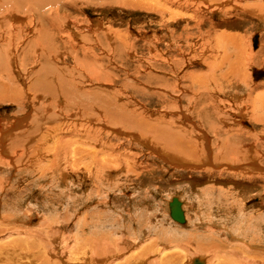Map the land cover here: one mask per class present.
Instances as JSON below:
<instances>
[{
  "label": "rangeland",
  "instance_id": "1",
  "mask_svg": "<svg viewBox=\"0 0 264 264\" xmlns=\"http://www.w3.org/2000/svg\"><path fill=\"white\" fill-rule=\"evenodd\" d=\"M5 1L0 0V17L4 16L0 19V66L4 64L18 80L16 90L22 89L23 98L0 96V250L18 245V253L33 264L73 263L70 259L84 239L101 227L88 228L87 223L96 226L110 220L112 223L103 226L105 233L116 232L109 238L110 247L121 240L129 252L148 249L145 253L150 256L142 259L145 264H159L162 255L173 253L182 264H190L194 258H203L208 264H237L240 260L234 252L238 248L241 252L264 251V125L241 117L235 110L237 105L252 109L246 101L251 103L253 97L256 108L264 113V21L255 8L264 1L197 0L180 7L171 1L164 6L158 4L160 0H146L149 9H135L120 0H63L59 11L50 13H56L51 17L56 20L54 27L41 24L48 20V9L30 12L27 7L32 3L22 7L12 4V8ZM43 35L55 38L49 41L50 37ZM228 35L238 37L237 41L246 45V55L252 56L250 62L244 60L246 76L237 80L222 67L228 80L221 82L223 88L212 90V86L209 92L200 85L208 71L206 59L217 57L219 53L213 51L221 49L225 54L221 53V60L233 58L230 51L233 54L234 49L214 48L218 39L224 42ZM255 36L260 39L257 48ZM7 47L13 52L12 61L6 57ZM43 49L51 50L49 60L41 57ZM36 81L39 88L38 83L31 88ZM202 90L207 100H200ZM210 95L218 99L209 100ZM210 101L214 102L211 111L221 109L220 114H226L224 126L227 121L229 132H223V140L232 128L247 124L245 131L254 138L243 133L232 141L255 148L259 163L254 174L227 168L211 157L217 153L219 141L202 126L196 113L200 104ZM123 112L132 118L134 112H140L143 115L139 113V118L151 123L164 116L162 122L188 130L187 138L208 152V157L202 155L203 166L196 169L197 165L179 167L167 162L165 156L177 160L181 156L163 149L153 132L141 128L146 134L141 130L140 135V128L120 126L116 115ZM173 197L183 203L184 225L170 217ZM224 222L227 229H222ZM214 239L221 246L210 247L208 240ZM202 244L209 247L200 253ZM85 249L90 251L89 246Z\"/></svg>",
  "mask_w": 264,
  "mask_h": 264
},
{
  "label": "bare ground",
  "instance_id": "2",
  "mask_svg": "<svg viewBox=\"0 0 264 264\" xmlns=\"http://www.w3.org/2000/svg\"><path fill=\"white\" fill-rule=\"evenodd\" d=\"M3 1H5V0H3ZM61 1H63V0H10V1H5V2H10L9 4H11V7L13 8V6H12V4H14L15 5V7L16 6H19V7H22V6H24L25 4L24 3H29V4H31V5H29V7H27V9L29 8V11L31 12V11H36V12H42L41 10L42 9H48L49 10V17H48V20H44L43 21V23H41L42 25L44 24V25H47L48 26V24L49 25H51V26H55V21L56 20H53L51 17L54 15V14H56V13H54V14H50V13H53L54 11H59L60 9H59V7H61ZM71 1V0H70ZM103 1V0H102ZM109 1V0H108ZM112 1V0H111ZM119 1V0H118ZM120 1H123L126 5H128V6H130V7H132V8H135V9H149V8H147V6L146 5H148V3L146 4L145 3V1L146 0H120ZM170 1L173 3V2H175V3H179V5H180V7L181 6H183L184 4L183 3H185V4H188V2L189 3H191V4H194L197 0H188V1H186V0H160L159 2H158V4L159 5H164V6H166V5H171V3H170ZM209 1H212V0H208V2ZM244 1V0H243ZM247 1V0H246ZM264 0H261V2H263ZM4 2V3H5ZM198 2V1H197ZM200 2V1H199ZM204 2V1H203ZM206 2V1H205ZM249 3H251L250 1H248ZM253 2V1H252ZM259 2V1H258ZM62 3H64V1L62 2ZM255 3V2H254ZM253 3V4H254ZM1 4H3V3H1ZM123 4V3H122ZM208 4V3H207ZM259 4V3H258ZM204 5V4H203ZM27 6H28V4H27ZM65 6V5H64ZM63 6V7H64ZM176 6V5H175ZM174 6V7H175ZM213 6V5H212ZM215 6V5H214ZM221 6V5H220ZM253 6V5H252ZM18 7V8H19ZM162 7V6H161ZM205 7V6H204ZM254 7V6H253ZM256 7H258L257 9H256V11L258 10V12H257V14L259 15L258 16V18L260 17L263 21H264V5L263 4H259V6H255V8ZM0 8H2V6L0 5ZM243 8V7H242ZM17 9V8H16ZM15 9V10H16ZM45 9V10H46ZM150 9H151V7H150ZM153 9V8H152ZM160 9V8H159ZM158 9V10H159ZM8 10V9H7ZM19 10H20V8H19ZM23 10V9H22ZM12 11V10H11ZM14 11V10H13ZM12 11V12H13ZM17 11H18V9H17ZM16 11V12H17ZM21 11V10H20ZM25 11V10H24ZM28 11V10H27ZM47 11V10H46ZM45 11V12H46ZM51 11V12H50ZM255 11V12H256ZM10 12V11H9ZM48 12V11H47ZM248 12V11H247ZM8 13V12H7ZM18 13V12H17ZM21 13V12H20ZM171 13V12H170ZM250 13H251V11H250ZM253 13H254V11H253ZM5 14V13H4ZM12 14V13H11ZM25 14H26V12H25ZM39 14H41V13H39ZM43 14V13H42ZM164 14V13H163ZM172 14V13H171ZM1 15V14H0ZM7 14H5V16H6ZM36 15V14H35ZM44 15V14H43ZM45 15H46V13H45ZM12 16H15V15H13L12 14ZM34 16V15H33ZM57 16V15H56ZM7 18H8V16H6ZM21 17V16H20ZM35 17V16H34ZM41 17V16H40ZM40 17H39V19H40ZM45 16H43V18H44ZM1 18H4V16L2 17H0V19ZM19 18V17H18ZM22 18V17H21ZM36 18V17H35ZM43 18H42V20H43ZM45 18H47V17H45ZM57 18H58V20H59V16H57ZM15 19V18H14ZM50 19H52V20H50ZM5 20V19H4ZM18 20V19H17ZM33 20V19H32ZM42 20H40V21H42ZM164 20V19H163ZM7 21V20H6ZM9 21V20H8ZM3 22H5V21H2L1 23L3 24ZM11 22V21H10ZM24 22V21H23ZM36 22V21H35ZM46 22V23H45ZM61 22V21H60ZM60 22H57V23H60ZM12 23H13V21H12ZM24 24V23H23ZM28 25V24H27ZM32 25V24H31ZM39 25V24H38ZM62 25H63V23H62ZM4 26V25H3ZM11 25H9V27H10ZM18 26V25H17ZM59 26V25H58ZM8 27V28H9ZM39 28H40V26H38ZM1 28H2V25H1ZM5 28H6V25H5ZM56 28V30L58 29V31H60V27L58 28V27H55ZM10 29H11V27H10ZM9 30V29H8ZM0 31H1V29H0ZM10 31H12V29L10 30ZM34 31H35V29H34ZM2 33V32H1ZM3 33H6L5 31L3 32ZM12 33V32H11ZM17 33V32H16ZM33 33V32H32ZM31 33V34H32ZM42 33H43V30H42ZM7 34V33H6ZM9 34V33H8ZM7 34V36H9ZM13 34V33H12ZM11 34V35H12ZM30 34V33H29ZM34 34H36V33H34ZM50 34V33H49ZM52 34V33H51ZM10 35V36H11ZM221 35H226L225 33H223V34H221ZM15 36H16V34H15ZM14 36V37H15ZM36 37H38L37 35H35ZM42 36V35H41ZM44 36V35H43ZM6 37V36H5ZM4 37V39H6ZM45 37V36H44ZM46 37H47V35H46ZM45 37V38H46ZM48 37H50V40L49 41H51L52 40V38H55V37H53V36H48ZM47 37V38H48ZM218 37H219V35H218ZM221 37V36H220ZM259 37V36H258ZM17 38V37H16ZM34 38V37H33ZM38 38H41V37H38ZM71 38V37H70ZM106 38V37H105ZM255 38H256V36H255ZM8 39V38H7ZM12 39V38H11ZM49 39V38H48ZM222 39V38H221ZM237 39H238V37H237ZM237 39H235V37L234 36H232V35H228L227 37H224V42H222V41H220L219 39L217 40V41H219V42H215L214 44H215V47L214 48H222L223 47V49H224V47H225V50H226V47L228 48H232V49H234V50H232L234 53L232 54V52L230 51V55H232V57L233 58H229L228 60L227 59H224V57H225V54L223 53V51H222V49L221 50H217V51H213L214 53H219V55H217V57L214 55V56H212V57H210V58H207L206 60H208V63H209V66H208V71H207V73L205 74V77L203 78V83L202 84H200L201 85V87L203 88V89H205V90H207V91H211L210 89L212 88V86L214 87V89H212V90H217V88H219V87H221V82L222 81H224L225 79H227L228 80V74H226V71H224V69L223 68H225L226 70H229L228 72H229V74H231V75H233L235 78H237V80H242V79H244V77L246 76V71H247V69H246V67L244 66L245 65V62H244V60H245V58H247V60L250 62V60L249 59H251V57L252 56H250L249 54L248 55H246V51H247V48H245V46L242 44V43H240L239 41H237ZM259 39V38H258ZM34 40V39H33ZM54 40V39H53ZM254 40V39H253ZM260 40V39H259ZM9 41V40H8ZM4 42V41H3ZM7 42V41H6ZM36 42V41H35ZM9 43H11V42H9ZM52 43H53V41H52ZM56 43V42H55ZM100 43V42H99ZM211 43V42H210ZM223 43H225V45L223 44ZM254 43V42H253ZM259 43V42H258ZM5 44V43H4ZM50 44H51V42H50ZM54 45V44H53ZM104 45V44H103ZM125 45V44H124ZM207 45V44H206ZM211 45V44H210ZM259 45V44H258ZM257 45V46H258ZM213 46V45H212ZM260 46V45H259ZM53 47V46H52ZM56 47V46H55ZM73 47H75V46H73ZM124 47V46H123ZM126 47V46H125ZM30 48V47H29ZM57 48H58V46H57ZM83 49V48H82ZM91 50L90 51H92V48H90ZM263 49V48H262ZM6 50H8V47H7V49ZM59 51H60V48L58 49ZM224 50V52H226ZM249 50V49H248ZM17 51V50H16ZM19 51V50H18ZM17 51V52H18ZM50 51L51 50H46V49H43L42 50V54H41V57H44V58H46L49 54H50ZM59 51H57L58 53H59ZM71 51H73V50H71ZM75 51V50H74ZM82 51H84V50H82ZM22 52V51H21ZM70 52V51H69ZM85 52V51H84ZM123 52H125V51H123ZM251 53H252V51H250ZM20 53V52H19ZM37 53V52H36ZM57 53V54H58ZM61 53V52H60ZM90 53H93L94 55H95V53L94 52H90ZM221 53H223L224 54V57H223V59L224 60H221L220 58H221ZM263 53V52H262ZM229 54V53H228ZM264 54V53H263ZM2 55V54H1ZM29 55H30V53H29ZM91 55V54H90ZM93 55V56H94ZM5 56V55H4ZM40 56V55H39ZM56 56V55H55ZM228 57H229V55H227ZM1 57V56H0ZM6 57L10 60V61H12L13 59H14V57H13V52H12V50H8V52H7V54H6ZM228 57H226V58H228ZM234 57H235V59H237L236 61H235V59H234ZM91 58H92V56H91ZM46 59H48L49 60V57H47ZM90 59V58H89ZM93 59H96V58H93ZM218 59H219V61H222V62H217L218 61ZM233 59V60H232ZM2 60H4V59H2ZM8 60V61H9ZM23 60V59H22ZM51 61V60H50ZM54 61V60H53ZM52 61V62H53ZM225 61H226V63H227V61H228V64H224L225 63ZM49 62V61H48ZM57 62V61H56ZM224 62V63H223ZM247 62V61H246ZM14 63V62H13ZM20 63V62H19ZM58 63V62H57ZM64 63V62H63ZM251 63H252V61H251ZM49 64V63H48ZM249 63L247 62L246 63V65H248ZM12 65V64H11ZM20 65V64H19ZM22 65V64H21ZM56 65V64H55ZM58 65V64H57ZM223 65V66H222ZM226 65V66H225ZM43 66V65H42ZM50 66V65H49ZM14 67H16L15 66V64H14ZM41 67V66H40ZM223 67V68H222ZM50 68H51V66H50ZM222 68V69H221ZM3 69H7L5 66H4V64H2V66H0V96H1V98L3 99H8V97L10 98V99H13V97H19V99H20V97H22L23 96V94H22V96L20 95V92L22 91V89H20V90H16L17 89V87H18V80H16L14 77H12V75H11V73L9 72V70L7 69V72L6 71H3ZM11 69V68H10ZM41 69H43V68H41ZM49 69V68H48ZM38 70H40V68L38 69ZM49 71V70H48ZM55 71V70H54ZM11 72H12V70H11ZM41 72H42V70H41ZM13 73V72H12ZM15 73L16 74H19V73H17L16 72V70H15ZM44 73V72H43ZM20 75V74H19ZM15 76H17V75H15ZM60 76V75H59ZM202 76H204V75H202ZM227 76V77H226ZM232 76V77H233ZM231 77V76H230ZM229 77V78H230ZM44 78V77H43ZM59 78V77H58ZM250 78V77H249ZM21 79H23V78H21ZM247 79V78H246ZM35 81V80H34ZM40 81V80H39ZM41 81H43V80H41ZM101 81V80H100ZM245 81V80H244ZM243 81V82H244ZM22 82V81H21ZM45 82H47L46 80H45ZM101 82H103V81H101ZM226 82V81H225ZM24 83V82H23ZM38 82L36 81V82H33V84H31V85H33L31 88H34V86L37 84ZM40 83V82H39ZM38 83V88H39V86H40V84ZM48 83V82H47ZM50 83V82H49ZM246 83V82H245ZM25 84V83H24ZM76 84V83H75ZM110 84V83H109ZM238 84H240V83H238ZM247 84V83H246ZM194 85V84H193ZM224 85V84H223ZM241 85V84H240ZM25 86V85H24ZM37 86V85H36ZM35 86V87H36ZM47 86V85H46ZM49 86V85H48ZM60 86V85H59ZM66 86V85H65ZM71 86H72V84H71ZM197 86H198V84H197ZM242 86V85H241ZM256 86V85H255ZM20 87V86H19ZM26 87V86H25ZM29 87V86H28ZM42 87H44V86H42ZM195 87V86H194ZM200 87V86H199ZM27 88V87H26ZM25 88V89H26ZM66 88V87H65ZM221 88H223V87H221ZM220 88V89H221ZM44 89H45V87H44ZM47 89H48V87H47ZM46 89V90H47ZM248 89V88H247ZM250 89V88H249ZM252 89H254V87H252ZM34 90H36L37 91V89H34ZM242 90V89H241ZM251 90V89H250ZM250 90H247V91H250ZM28 91H30L29 89H28ZM28 91H27V93H28ZM52 92L51 93H53V90H51ZM65 91V90H64ZM66 91H68V90H66ZM70 91V90H69ZM199 91V90H198ZM203 92H202V96L203 97H199L200 98V100H207L208 99V97H207V95L205 94L206 92L204 91V90H202ZM220 91V90H219ZM219 91H216L215 92V94H218L217 92H219ZM264 91V90H263ZM26 92V91H25ZM34 92V91H33ZM71 92V91H70ZM205 92V93H204ZM243 92H245V91H243ZM46 93V92H45ZM49 93V92H48ZM73 93V92H72ZM212 93V92H211ZM28 94H30V93H28ZM37 94V93H36ZM44 94V93H43ZM80 94V93H79ZM205 94V95H204ZM208 94V93H207ZM213 94V93H212ZM53 95V94H52ZM250 95V94H249ZM59 96V95H58ZM57 96V99H59V97ZM41 97V96H40ZM62 97V96H61ZM72 97L74 98V96L72 95ZM81 97H82V95H81ZM207 97V98H206ZM14 98V99H15ZM23 98V97H22ZM55 97L53 96V99H54ZM210 98L211 99H218L217 98V95H214L213 97H212V95H210L209 96V100H210ZM52 99V98H51ZM61 99H65V98H61ZM18 100V99H17ZM105 100V99H104ZM258 100V99H257ZM67 101V100H66ZM101 101V100H100ZM105 101H107V100H105ZM202 101H201V103H202ZM213 101V100H212ZM212 101H210L209 102V104L208 103H204L203 105L202 104H200L199 105V109H197L196 110V113L198 114V120H199V122H201L202 123V126L203 127H208L209 128V131H211L212 133H213V137L212 138H216L218 141H219V143H218V146H216V148H217V153L215 154V156L213 155V156H211V157H213V160H215L218 164L219 163H221V164H227L228 165V167L227 168H230V169H242V170H244V171H241V172H246V174L247 173H252V174H254V169H257V167H258V165H257V162L259 163V161H257L256 160V157H257V155H256V151H255V148H254V150H252L249 146H247V145H241V144H239V145H237L235 142H233L232 140L233 139H236V140H238V139H240V137H241V135H243V133L246 135V137L248 136V137H250V138H254V136H253V134H251L250 132H246L245 131V128L247 127V124H245L244 123V127H240V129H231L232 130V132H230V135L228 136V137H224V140H223V132H225V133H228L229 132V130H228V128L226 127V125H229L228 123H227V121H225V126H224V119H225V117H226V114L225 113H223L224 115L222 116L221 114H220V112H221V109H217V112H215V111H211V109L213 108V106L214 105H212L211 103H213L214 104V102H212ZM242 101V100H241ZM56 102V101H55ZM64 102H65V100H64ZM95 102H97V101H95ZM102 102H104V101H102ZM102 102H101V104H102ZM111 102V101H110ZM246 102H248V104H247V106H250V107H253L252 109H250V110H248V108H243V106H239V105H237V107L235 108V110H237V112H238V115H240L241 117H247L249 120H252V121H255L257 124H259V123H262L263 125H264V113H262L260 110H261V108L260 109H258V108H256V106H255V103H256V100H254L253 99V97H252V99H251V103H249L250 102V100L248 99ZM67 103V102H66ZM109 103V102H108ZM107 103V104H108ZM118 103V102H117ZM200 103V102H199ZM198 103V104H199ZM260 103V102H259ZM58 104H59V102H58ZM92 104V103H91ZM90 104V105H91ZM100 104V103H99ZM104 104H105V102H104ZM110 104V103H109ZM220 104V103H219ZM263 104V103H262ZM89 105V106H90ZM94 105V104H93ZM98 105V103L96 104V106ZM242 105H243V103H242ZM119 106H121V105H119ZM258 106V105H257ZM20 107V106H19ZM98 107V106H97ZM259 107V106H258ZM24 108V107H23ZM43 109V108H42ZM105 109V108H104ZM234 110V111H235ZM264 111V110H263ZM49 112V111H48ZM224 112V111H223ZM46 113V112H45ZM104 113H105V110H104ZM115 113H116V111H115ZM125 112H123V114H124ZM135 113V112H134ZM133 113V118L130 116V115H128V113H125L124 115H122V114H118V115H116V116H118L119 117V123L118 122H116V123H118L119 125H120V123L122 124H126L125 126H127L128 128H130L131 126L132 127H134L135 129H139L140 128V131L142 130L143 132H144V130H145V132L146 131H149V133L150 132H153L154 133V136H155V138L157 139V141H158V143L163 147V149H165L166 150V148L167 149H169V151L170 152H174V153H177L178 155H180L181 156V159H174V158H170L169 156H165L164 158L166 159V161L167 162H169V163H171V164H176V166H179V167H187V166H191V165H197L196 166V169H200L202 166L200 165V164H202V159H203V157H202V155L204 156V153H205V155L208 153V152H206L204 149L202 150V147L201 146H198L196 143V141L193 139H188L187 138V136H188V134L190 133L188 130H185V131H182L181 130V128L180 127H176V125L174 126L173 124H171V125H168V124H166V123H164V122H162V118H164V116L160 119V121L157 123L156 121V123L154 122V123H151V122H145V121H143V119H140L142 116L141 115H143V114H141L140 112V118H139V116H138V114L137 115H135ZM112 115V114H111ZM146 115V114H145ZM233 115H235V114H233ZM47 116H48V114H47ZM51 116V115H50ZM228 116V115H227ZM236 116V115H235ZM239 116V117H240ZM106 117V116H105ZM157 117V116H156ZM53 118V117H52ZM115 118V117H114ZM148 118V117H147ZM151 118V117H150ZM184 118L185 119H188V117H186V116H184ZM103 119V118H102ZM116 119V118H115ZM114 119V120H115ZM153 119V118H152ZM158 119V118H157ZM195 119V118H194ZM243 119V118H242ZM248 119H244V120H248ZM117 121H118V119H116ZM159 120V119H158ZM189 120V119H188ZM226 120V119H225ZM240 120H241V118H240ZM112 121V120H111ZM150 121H152V120H150ZM230 121V120H229ZM228 121V122H229ZM239 121V120H238ZM238 121H236V122H238ZM30 122V121H29ZM231 122V121H230ZM229 122V123H230ZM234 122V121H233ZM235 122V123H236ZM113 123V122H112ZM223 123V124H222ZM232 123V122H231ZM241 123H243V122H241ZM22 124V123H21ZM106 124V123H105ZM115 125V124H114ZM232 125V124H231ZM118 126V125H117ZM121 126V125H120ZM252 126V125H251ZM127 127H126V129H127ZM225 127V128H224ZM253 127V126H252ZM255 127V126H254ZM8 128V127H7ZM141 128H143V129H141ZM191 128V127H190ZM227 128V129H226ZM207 129V128H206ZM247 129V128H246ZM3 130V129H2ZM151 130V131H150ZM191 130V129H190ZM193 130V129H192ZM8 131H9V129H8ZM142 131H141V133H139L140 135L141 134H143L142 133ZM10 132V131H9ZM125 132V131H124ZM131 132V131H130ZM139 132V131H138ZM144 132V134H146ZM189 132V133H188ZM202 132V131H201ZM136 133H137V131H136ZM255 133V132H254ZM3 134V133H2ZM203 134V138H205V140L206 141H208L209 140V138H208V136L207 135H205L206 133H202ZM258 134V133H257ZM256 134V135H257ZM5 135V134H4ZM139 135V136H140ZM3 136V135H2ZM260 136V135H259ZM262 136H264V133H263V135ZM257 137V136H256ZM23 138V137H22ZM221 139V141H220V139ZM243 138H244V136H243ZM242 138V139H243ZM261 138V137H260ZM259 138V139H260ZM7 139V138H6ZM8 140V139H7ZM215 140V139H214ZM153 141H154V139H153ZM235 141V140H234ZM257 143V142H256ZM245 144V143H244ZM86 145V144H85ZM251 145V144H250ZM103 146V145H102ZM108 146V145H107ZM253 146V145H252ZM213 147V146H212ZM88 148V147H87ZM204 148V147H203ZM213 149V148H212ZM207 150L210 152L211 150L209 149V148H207ZM84 151V150H83ZM86 151V150H85ZM90 151V150H89ZM102 151V150H101ZM167 151V150H166ZM214 151V150H213ZM103 152H104V149H103ZM160 152H161V150H160ZM87 153V152H86ZM104 153H106V152H104ZM85 154V153H84ZM94 154V153H93ZM108 153H106V155H107ZM110 154V153H109ZM201 154V155H200ZM258 154V153H257ZM87 155H89L90 156V154H87ZM208 155V154H207ZM206 155V156H207ZM173 156H175V155H173ZM258 156H260V155H258ZM57 157V156H56ZM94 157H95V155H94ZM208 157V156H207ZM64 158H66V157H64ZM206 158V157H205ZM261 158V157H260ZM61 159V158H60ZM67 159V158H66ZM208 159V158H207ZM209 159H211V158H209ZM11 160V159H10ZM92 160V159H91ZM53 161V160H52ZM70 162V161H69ZM17 164V163H16ZM26 164V163H25ZM233 165V166H232ZM260 165V164H259ZM58 166V165H57ZM209 166V165H208ZM213 166V165H212ZM103 167H105V166H103ZM64 168V167H63ZM211 168V167H210ZM225 168V167H224ZM58 169V168H57ZM213 169H215L214 167H213ZM212 169V170H213ZM219 169V168H218ZM222 169H223V167H222ZM259 169V168H258ZM210 170V169H209ZM217 170V169H216ZM238 172V171H237ZM53 173V172H52ZM56 175V174H55ZM260 175V174H259ZM253 180V179H252ZM115 183V182H114ZM111 184H113V183H111ZM110 184V185H111ZM235 221V220H234ZM237 221V220H236ZM257 220H255V223H257L256 222ZM261 221V220H260ZM260 221H258L259 223H263V220L260 222ZM95 222V221H94ZM112 223L110 220H105V221H103V223L102 222H97L98 224V226L96 225H94V223H92V224H90V223H87V226H88V228H90V227H95V228H98L99 227V224H100V226L101 227H99L97 230V232H93V235L90 237V238H87V239H84L85 240V242L83 243V245H81V246H79L78 247V251L74 254V255H72V257H74V258H72V259H70V261H73V263H69V264H117V263H119L120 261H122L123 260V262L122 263H119V264H145L144 262H143V260L145 259L144 257H147V255L148 256H150L149 255V253H145V251H147L148 249H145V251H141V252H138L137 250H135V251H132V252H129V250L123 245V244H120V242H122L121 240H119L118 242H116L113 246H111L110 247V245H109V238L110 237H112L113 235H115V233L116 232H114V233H108V232H104L103 231V226L105 225V227H106V223ZM238 222V221H237ZM248 222V221H247ZM254 222V221H253ZM234 223V222H233ZM232 223V224H233ZM241 223H243V220L241 221ZM258 223V224H259ZM231 224V223H230ZM237 224H239V222L237 223ZM244 224V223H243ZM247 224V223H246ZM261 225V224H260ZM259 225V226H260ZM263 225H264V223H263ZM86 226V227H87ZM218 226H220V225H218ZM217 226V227H218ZM223 226H224V228H222L221 226V228L222 229H227L229 226L228 225H226L225 224V222H224V224H223ZM245 226V225H244ZM248 226V225H247ZM253 226H254V224H253ZM111 227V226H110ZM219 227V228H220ZM231 227V226H230ZM233 227H234V225H233ZM238 227H239V225H238ZM262 227V226H261ZM220 228V229H221ZM244 228V227H243ZM246 228V227H245ZM92 229H94V228H92ZM99 229H100V231H99ZM231 229V228H230ZM236 230V229H235ZM239 230H240V228H239ZM244 230H246V229H244ZM85 231V230H84ZM226 231V230H225ZM234 231V230H233ZM251 231V230H250ZM253 231H254V229H253ZM253 231H251V233L253 232ZM258 231V230H257ZM86 232V231H85ZM118 232V231H117ZM119 232H121V231H119ZM230 232V231H229ZM238 232V231H237ZM242 232H245V231H242V229H241V233ZM236 233V232H235ZM247 233V232H246ZM246 233H244V237H245V234ZM250 233V234H251ZM255 233H256V229H255ZM259 233H261V232H258V234ZM85 234V233H84ZM84 234H83V236H84ZM232 234V233H231ZM238 234V233H237ZM257 234V233H256ZM257 234V235H258ZM243 235V234H242ZM241 235V236H242ZM259 235H262V234H259ZM240 236V235H239ZM238 236V237H239ZM240 236V237H241ZM253 236V235H252ZM86 237H87V235H86ZM237 237V238H238ZM243 237V236H242ZM241 237V238H242ZM243 237V238H244ZM255 237V236H254ZM254 237H252L253 238V240H255V239H258V241H259V238H255L254 239ZM259 237V236H258ZM264 237V236H263ZM247 238V237H246ZM245 238V239H246ZM118 239V238H117ZM121 239V238H120ZM248 239H249V237H248ZM248 239H247V242H248ZM261 239V238H260ZM26 240V239H25ZM25 240H23L24 242H25ZM202 240V239H201ZM204 240V239H203ZM238 240V239H237ZM243 240V239H242ZM262 240H264V239H262ZM82 241V240H81ZM211 242V245H210V247L212 246V248H217V247H219V246H221V245H217L216 244V239H214V240H208V242ZM257 240H255L254 242H256ZM200 242H202V241H200ZM260 242H263V241H261L260 240ZM12 243V242H11ZM18 243V242H17ZM78 243V242H77ZM202 243H204V244H206L207 242H202ZM223 244H224V242H223ZM222 244V246H224ZM247 244V243H246ZM29 245V244H28ZM77 245V244H76ZM79 245V244H78ZM226 245V244H225ZM237 245V244H236ZM235 245V246H236ZM240 245V244H239ZM253 245V244H252ZM252 245H249L251 248L253 247L254 248V246H252ZM256 245V244H255ZM6 246H8V245H6ZM17 247H13L12 248V250H6V251H4L3 249H1L0 250V264H33L31 261L29 262V261H25L24 260V258L26 259V258H29V257H27V256H23L22 254H19L18 253V245H16ZM66 246V245H65ZM86 246H89L90 247V251L88 250V249H85L84 250V248ZM200 246H204V250L202 249V247H201V252L200 253H202V252H204L205 251V245H200ZM227 246V245H226ZM238 246V245H237ZM247 246H248V244H247ZM263 246V245H262ZM4 247H5V244H4ZM9 247H11V246H9ZM21 247H23V246H21ZM36 247V246H35ZM207 247H209L208 245H207ZM206 247V248H207ZM228 248H229V246H227ZM244 247V246H243ZM256 247H257V245H256ZM260 247V246H259ZM26 248V247H25ZM27 248H28V246H27ZM212 248H210L211 250H212ZM226 248V247H225ZM227 248V249H228ZM233 248H235V247H233ZM241 248V247H240ZM258 248V247H257ZM8 249V248H7ZM17 249V250H16ZM33 249V248H32ZM220 249V248H219ZM245 249V248H244ZM28 250H29V248H28ZM34 250H36L35 248H34ZM150 250V249H149ZM198 250V249H197ZM206 250H208V248L206 249ZM221 250H223L222 248H221ZM235 250V249H234ZM236 250H237V248H236ZM240 249L238 248V251H232V253L234 252L235 253V255L234 256H237V261L238 260H240V262H238V263H240V264H264V251L263 252H260V253H257V252H255V251H250V252H241V251H239ZM262 250V249H261ZM30 251H31V249H30ZM33 251V250H32ZM67 251L69 252V250L67 249ZM71 251V250H70ZM228 251V250H227ZM88 252H90L91 253V257H89L88 256ZM149 252V251H148ZM165 252V251H164ZM215 252V251H214ZM17 253V258H15L13 255H15V254ZM34 253H35V251H34ZM53 253V252H52ZM64 253V252H63ZM173 253V252H172ZM206 253V252H205ZM221 253V252H220ZM225 253H227V252H224V255H225ZM239 253H242L241 254V256H239ZM65 254V253H64ZM216 254V253H215ZM214 254V255H215ZM221 255V254H220ZM223 255V256H224ZM60 256V255H59ZM62 256V255H61ZM108 256H110V257H108ZM163 256V258L158 262L159 264H182V263H180V261L178 260V255H174V253H173V255H167V254H164V255H162ZM213 257V256H212ZM65 258V257H64ZM144 258V259H143ZM172 258H174L173 260H172ZM215 258V257H214ZM67 259V258H66ZM143 259V260H142ZM195 259V258H194ZM193 259V260H194ZM201 261H204L205 262V264H208V262L205 260V259H201V258H199ZM29 260V259H28ZM183 260V259H182ZM193 260L191 261V263L190 264H192V262H193ZM213 260V259H212ZM227 260H228V258L226 259V262H227ZM220 261V260H219ZM229 261V260H228ZM46 263H47V261H45ZM145 262H147V261H145ZM153 262V261H152ZM49 263V262H48ZM150 263H151V261H150ZM214 263V262H213ZM212 263V264H213ZM221 263H223V262H221ZM231 263V262H230ZM237 263V264H238ZM148 264V263H147ZM152 264H154V263H152ZM187 264V263H186ZM215 264H220V262H217V263H215ZM228 264V263H227Z\"/></svg>",
  "mask_w": 264,
  "mask_h": 264
},
{
  "label": "water",
  "instance_id": "3",
  "mask_svg": "<svg viewBox=\"0 0 264 264\" xmlns=\"http://www.w3.org/2000/svg\"><path fill=\"white\" fill-rule=\"evenodd\" d=\"M258 37L254 39V47L257 48L258 45ZM169 211L170 217L173 221L178 224L184 225L186 224V215L183 209V203L178 197H173L169 202ZM192 264H205L204 261H201L199 258H195Z\"/></svg>",
  "mask_w": 264,
  "mask_h": 264
}]
</instances>
